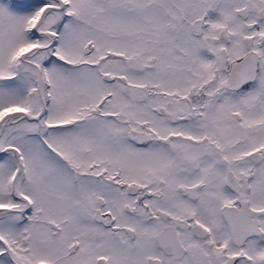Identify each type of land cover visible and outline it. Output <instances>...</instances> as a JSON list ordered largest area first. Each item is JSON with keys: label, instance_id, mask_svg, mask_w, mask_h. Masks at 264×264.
<instances>
[{"label": "snow or ice", "instance_id": "6c2138e0", "mask_svg": "<svg viewBox=\"0 0 264 264\" xmlns=\"http://www.w3.org/2000/svg\"><path fill=\"white\" fill-rule=\"evenodd\" d=\"M0 264H264V0H0Z\"/></svg>", "mask_w": 264, "mask_h": 264}]
</instances>
